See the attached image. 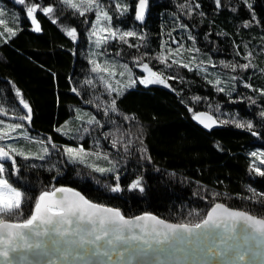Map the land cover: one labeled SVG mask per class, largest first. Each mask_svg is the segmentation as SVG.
<instances>
[{
  "label": "trees",
  "instance_id": "16d2710c",
  "mask_svg": "<svg viewBox=\"0 0 264 264\" xmlns=\"http://www.w3.org/2000/svg\"><path fill=\"white\" fill-rule=\"evenodd\" d=\"M43 2L55 4L58 23H52L38 11L41 31L36 32L24 5L15 0H0L7 26L17 32L6 43L0 38V106L4 105L9 113L0 117L10 120L13 115L23 114L16 89L33 114L31 123H23L21 133L13 134L15 138L7 143L33 155L43 153L32 148L30 139L47 144L51 137V143L57 145L52 148L48 144L49 155L43 160L17 156L18 175L12 174L10 163L5 164L9 181L32 197L24 205L25 216L39 192L50 185L74 188L95 203L119 208L127 218L152 213L170 223H197L214 203L264 216V199H248L252 196L249 189L264 193V176L250 171V153L264 148V118L259 115L264 111V95L259 91L264 89V0H248L251 9L243 0H221L219 8L215 0H149V15L143 27L135 24L136 0H124L130 5L124 15L116 12L113 0H101L112 15L113 28L135 31L144 37L127 38L129 44L141 45L139 49L119 40H109L98 48L95 37L90 36L94 12L80 16L57 0ZM183 4L189 5L191 12L189 7L181 10ZM246 22L249 27L244 26ZM181 24L187 27H180ZM64 27L76 28L75 41L66 35ZM3 30L0 25V31ZM178 47L179 54L170 57L169 63L172 59L190 63L193 71L176 64L166 68L155 59L161 52L167 54L168 49L175 51ZM144 53L147 56L143 62L154 71L176 77L168 80L171 87H144L136 80L134 58ZM248 53L254 68L237 67L232 71L221 63H248ZM92 60L102 66L106 62L115 64L117 75L113 78L107 73L93 72ZM122 64L131 68L135 84L125 87L129 76L119 75L124 71ZM197 64L207 72L197 70ZM101 76L121 88L122 94L106 91ZM217 79L223 92L215 85ZM88 80L93 85L87 84ZM196 96L201 99L194 101L192 97ZM113 99L117 111L105 115L103 109ZM190 108L195 112L211 109L213 117L229 123L207 129L193 119ZM78 114L83 119H77ZM90 116H95L103 127L88 125ZM233 119L251 120L253 131L259 135L235 127ZM66 123L67 135L56 131ZM83 128H88V133H83ZM24 133H29L27 138L22 136ZM106 133L120 136L124 142L131 140L129 151L124 152L119 144L113 148V136L105 139ZM80 145L89 152L108 154L120 175L122 192L113 193L107 187L115 183L114 173L102 174L86 164L72 163L62 151L64 147ZM141 148L147 152H141ZM87 163L112 167L108 160L94 156L88 157ZM138 177L143 178L142 193L129 190ZM213 193L221 195L213 198ZM197 212L199 216L189 215Z\"/></svg>",
  "mask_w": 264,
  "mask_h": 264
},
{
  "label": "snow or ice",
  "instance_id": "6c2138e0",
  "mask_svg": "<svg viewBox=\"0 0 264 264\" xmlns=\"http://www.w3.org/2000/svg\"><path fill=\"white\" fill-rule=\"evenodd\" d=\"M15 2L26 7V15L34 26L33 30L36 32L41 31L40 23L36 18L38 11L48 17L52 23H58L57 8L53 3L45 4L43 0H15ZM57 2L66 8L74 10L80 16H84L88 12H94L95 22L91 25L90 36L95 37L96 47H101L102 44L107 43L109 40H119L128 44L129 47L137 49L141 47L139 44H129L127 38L137 37L143 40V36H138L135 31H122L112 27V15L109 14L101 0H57ZM243 2L251 9L252 6L248 3V0H243ZM113 3L119 15H124L130 9V5L124 3V0H113ZM215 4L217 8L221 7V0H215ZM148 7L149 0H136L135 19L137 21L142 22L145 19ZM185 7H189V12H191L189 5H180L181 10ZM195 7L198 8L199 4L195 5ZM232 11H236V9L233 8ZM5 15L4 10L0 8V25L4 26V30L0 31V38H3V42L6 43L17 32L12 27L7 26V22L3 18ZM244 26L249 27V22H246ZM180 27L186 28L187 26L181 24ZM63 31L73 41L77 39L76 28L64 27ZM5 33H7L6 37ZM189 39L193 38L190 36ZM180 47L175 51L168 49L167 54L161 52L155 59L166 68H171L173 64H176L193 71L190 63H182L177 59H172L171 63H169L170 57L179 54ZM195 51H199V49H195ZM145 56H147V53L134 58L136 66L146 73L145 76L139 78V82L144 85L162 84L166 87H171L168 84V80L176 79V77L165 76L162 71H154L149 66V63L143 62ZM250 57L251 53H248L245 59L249 62L245 64L221 63L225 68H230L232 71H236L237 67L247 70L250 67H255V65H252ZM194 60L195 58H193ZM91 63L93 64V72L107 73L109 77L113 78L117 75L115 64L108 65L106 62L102 66L96 60H92ZM120 67L124 71L119 72V75L124 76L127 73L129 76L128 85H125V87L135 84L136 80L132 78L131 68L127 64H122ZM196 69L207 72V69L201 68L199 64L196 65ZM231 79L235 80L236 77ZM100 80L105 85L106 91L115 92L117 95L122 94L121 88L114 87L104 76H101ZM86 83L93 85L92 80H88ZM117 84H119L118 81ZM220 84L221 81L217 79L215 85L219 91L223 92L224 88L219 87ZM244 86L252 87L250 84H245ZM253 90L256 91V89ZM72 91L77 92V89L73 88ZM259 91L261 95H264V89ZM15 94L19 98V104L26 110V114L13 115L11 119L27 121L30 124L32 121V108L24 100L19 89L15 90ZM77 94L79 93L77 92ZM96 99H99V97ZM192 99L199 101L201 98L196 96L192 97ZM87 102L92 103V101ZM103 111L105 115L109 111L116 112V100L113 99L109 105L104 107ZM189 111L193 112V119L207 129H211L218 123H229L227 120H217L213 117L210 114L211 109L209 112H195L190 108ZM216 111H219V106H217ZM8 115V110L0 106V116ZM259 115L264 118V111H261ZM77 119H83V115L78 114ZM125 119L129 118L125 117ZM86 123L103 127L95 116H90ZM231 123L237 128L251 132L253 136L259 135L258 132L253 131L254 125L251 120L241 121L233 119ZM23 128V123H5V120L0 119V141L14 139L13 133H17L18 130ZM56 131L67 135V123L63 128H58ZM88 131V128L82 129L83 133H88ZM109 135L113 136L111 140L113 148H116L119 144L122 145L124 152L129 151L131 140L124 142L120 136L111 133H106L105 139ZM25 137L27 138L26 133ZM37 143L42 145V155L26 154L23 150L11 144H0V264H17L18 260H27L29 253L35 256L49 257L48 264H61V262L69 260L82 261L84 264H89V261L93 260V258H106L107 261L115 264L113 257L121 264H124V262L132 264L138 257L149 255H153L157 259L162 256L176 259L181 258V256L185 259L189 256H195L221 261L230 257L232 264H236V262L264 257V252L260 250L261 246L264 245V216L258 217L246 211L230 208L223 203H214L197 223H170L150 213L127 218L119 208L95 203L74 188L50 185L47 189L39 192L32 203L31 210L25 216L24 205L29 200H32V197L9 181L6 176L9 168L6 167L5 162H10L12 174L18 175L20 168L17 166V156L25 160H43L49 154L48 144H51L52 148H57V145L51 143V137L47 138V144L45 141H37ZM217 147L219 146L217 145ZM139 150L144 153L147 152L146 148ZM62 151L72 163L86 164L92 171L102 174L114 173L115 183L107 187L113 193L123 191L120 185V175L115 164L109 160L108 154L98 151H86L82 145L79 147H64ZM250 155L254 157L250 171H255L258 175L264 176V152L253 151ZM90 156L108 160L112 167L104 168L96 164H89L87 159ZM147 158L150 159V157ZM32 167L36 166L32 165ZM142 179V177H138L132 181L129 185V190L144 192ZM249 191L252 192V196L248 197V199L254 200L257 197L264 199V193H256L254 189H249ZM220 195V193L212 194L213 198ZM189 215L199 216L200 213H190ZM241 239L246 242V246L231 243ZM216 240H219L220 244H216ZM201 241H212V243L206 244L202 248L192 247L193 245H198ZM180 245L185 247H180ZM51 257H55V259H51Z\"/></svg>",
  "mask_w": 264,
  "mask_h": 264
},
{
  "label": "water",
  "instance_id": "95a60500",
  "mask_svg": "<svg viewBox=\"0 0 264 264\" xmlns=\"http://www.w3.org/2000/svg\"><path fill=\"white\" fill-rule=\"evenodd\" d=\"M149 10H150V2H149L148 10H147V12L145 14V19L142 22L141 21H137L135 19L136 25L144 26L146 24L147 19H148V15H149ZM22 110H23V114H26V110H24L23 108H22ZM32 116H33V114H32ZM9 119L12 122L27 123V121H18V120H15V119H11V117ZM8 163H10V162H7V161L5 162V164H8ZM82 195H84V194H82ZM150 214H152V213H150ZM152 215H154V214H152ZM209 243H212V241H201V242H199L198 245H193L192 247H201L202 248L206 244H209ZM215 243L216 244H220V241L216 240ZM231 243H233L234 245L246 246V242L244 240H242V239L241 240L232 241ZM180 247H185V246L184 245H180ZM260 250L262 252H264V245L261 246ZM49 259H50L49 257L35 256V255L29 253L27 260H18L17 264H48V260ZM51 259H55V257H51ZM113 261L115 262V264H121V262L117 261L115 257H113ZM61 264H84V262L69 260L67 262H61ZM89 264H113V262L107 261L106 258H99V259L93 258V260L89 261ZM124 264H127V262H124ZM132 264H232V261H231L230 257L226 258L223 261H221V260H218V259L209 260V259L195 257V256H189L187 259L183 258L182 256L179 259H176V258H173V257L162 256L159 259H157L155 256L149 255V256H146V257H138L135 261L132 262ZM236 264H264V257L259 258V259H248V260L243 261V262H236Z\"/></svg>",
  "mask_w": 264,
  "mask_h": 264
},
{
  "label": "rangeland",
  "instance_id": "374dc122",
  "mask_svg": "<svg viewBox=\"0 0 264 264\" xmlns=\"http://www.w3.org/2000/svg\"><path fill=\"white\" fill-rule=\"evenodd\" d=\"M34 27V26H33ZM135 73H136V80L139 82V78H142L143 76H145L146 75V73H144L143 71H142V69L140 68V67H137L136 68V70H135ZM127 77H128V74H127ZM126 79V78H125ZM125 79H124V77H123V80L125 81ZM129 82V79L127 78L126 79V82ZM140 83V82H139ZM142 86H144V87H150V86H160V87H162V86H165V85H162V84H149V85H144V84H142V83H140ZM127 85V84H126ZM3 107H4V105H3ZM23 115V114H22ZM0 119H2L1 117H0ZM3 120H5V123H16V122H12V121H10V120H6V119H3ZM17 133H21L19 130H18V132ZM13 134H16V133H13ZM27 134V137H28V134L29 133H26ZM14 136V135H13ZM23 137H25V133L22 135ZM26 138V137H25ZM9 140H12V139H9ZM31 141H28L29 143H31L33 146H32V148H34L35 150H41V148H42V145L41 144H39V143H37V141H40L39 139H30ZM0 144H4V145H7V144H11V145H13L14 146V144L13 143H10V142H8L7 143V140L6 141H0ZM33 149V150H34ZM254 151H258V152H264V148H262V147H260V148H257L256 150H254ZM253 152V151H252ZM35 155V154H34ZM49 155V154H48ZM253 159H254V157H253Z\"/></svg>",
  "mask_w": 264,
  "mask_h": 264
},
{
  "label": "bare ground",
  "instance_id": "6f19581e",
  "mask_svg": "<svg viewBox=\"0 0 264 264\" xmlns=\"http://www.w3.org/2000/svg\"><path fill=\"white\" fill-rule=\"evenodd\" d=\"M136 24V23H135ZM143 27V26H142ZM23 112V111H22ZM24 115V114H23Z\"/></svg>",
  "mask_w": 264,
  "mask_h": 264
}]
</instances>
